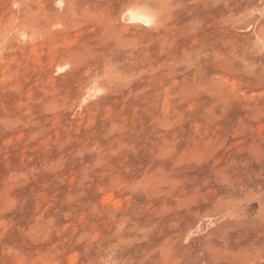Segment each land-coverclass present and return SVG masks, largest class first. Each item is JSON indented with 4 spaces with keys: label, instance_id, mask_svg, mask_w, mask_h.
Instances as JSON below:
<instances>
[{
    "label": "rangeland",
    "instance_id": "374dc122",
    "mask_svg": "<svg viewBox=\"0 0 264 264\" xmlns=\"http://www.w3.org/2000/svg\"><path fill=\"white\" fill-rule=\"evenodd\" d=\"M0 38V264H264V0H0Z\"/></svg>",
    "mask_w": 264,
    "mask_h": 264
},
{
    "label": "bare ground",
    "instance_id": "6f19581e",
    "mask_svg": "<svg viewBox=\"0 0 264 264\" xmlns=\"http://www.w3.org/2000/svg\"><path fill=\"white\" fill-rule=\"evenodd\" d=\"M130 5V4H129ZM191 11V10H190ZM131 13V14H130ZM123 17L126 19V21L128 23H131L132 25L135 24L137 28V25H140V26H148V27H151V26H154L157 22V19H156V16L155 14H152V13H148L147 10L143 9V8H139L137 7V5L135 7H128L126 10H124V14L122 13ZM146 21V22H145ZM8 26V25H7ZM134 26H132L133 28ZM131 28V30H132ZM142 29V27H141ZM137 30V29H136ZM121 31V30H120ZM130 31V30H129ZM114 33V32H113ZM130 33V32H129ZM114 35V34H113ZM118 37V36H117ZM1 39V38H0ZM106 65V64H105ZM109 65V64H108ZM107 67V66H105ZM110 67V66H109ZM108 68V67H107ZM111 68V67H110ZM105 71V69H104ZM109 73V72H107ZM106 73V74H107ZM104 75V73H103ZM102 75V77H103ZM101 77V80L103 79ZM113 77V76H112ZM100 78V77H99ZM98 78V80H99ZM107 78V77H106ZM105 79V78H104ZM103 79V80H104ZM102 82V81H101ZM84 102V101H83Z\"/></svg>",
    "mask_w": 264,
    "mask_h": 264
},
{
    "label": "snow or ice",
    "instance_id": "6c2138e0",
    "mask_svg": "<svg viewBox=\"0 0 264 264\" xmlns=\"http://www.w3.org/2000/svg\"><path fill=\"white\" fill-rule=\"evenodd\" d=\"M131 14V13H130ZM146 22V21H145Z\"/></svg>",
    "mask_w": 264,
    "mask_h": 264
}]
</instances>
